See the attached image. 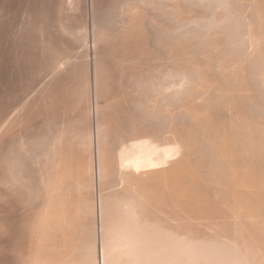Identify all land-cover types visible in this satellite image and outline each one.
I'll list each match as a JSON object with an SVG mask.
<instances>
[{"label":"bare ground","instance_id":"1","mask_svg":"<svg viewBox=\"0 0 264 264\" xmlns=\"http://www.w3.org/2000/svg\"><path fill=\"white\" fill-rule=\"evenodd\" d=\"M15 1L0 0V264H58L61 256L63 264H264V0H161L156 6L170 25L155 27L183 40L161 39L187 36L195 45L189 55L184 42L181 52L161 40L169 66L146 68L151 75H138V66L125 82L113 70L136 62L147 36L143 18L155 3L55 0L67 39L46 32L47 20L41 34L33 31L35 48L30 29L29 41L22 36L28 50L18 36L27 72L45 74L21 98L24 74L16 68L19 85L10 87L20 98L13 99L11 9L42 19L47 8L43 0ZM15 53L14 62L24 59ZM140 120L169 128L173 183L165 166L155 175L153 140L138 133L151 127ZM31 200L36 210L24 211Z\"/></svg>","mask_w":264,"mask_h":264},{"label":"rangeland","instance_id":"2","mask_svg":"<svg viewBox=\"0 0 264 264\" xmlns=\"http://www.w3.org/2000/svg\"><path fill=\"white\" fill-rule=\"evenodd\" d=\"M17 1H18V0L15 1V7L17 6ZM20 1H22V0H19V2H20ZM44 1H46V0H43V2H44ZM48 1H49V2H48ZM54 1H55V0H53V1H52V0H47V2H45V3L42 2V3H41L42 6L44 5V7L46 6V7L48 8V9L46 8V10H44L46 14H45V16L43 15L45 18L43 17L42 19H40V18L37 19L39 16H38V17H35V16H34V17H31V16H29L28 18H26V17H22V15H19V14H20L19 12L15 11V10H12L11 8L8 7L9 9H11V11H13V12L15 11V14L17 13V14H18V17H19V18H16L17 15H15V14L12 12V14L14 15V18H15V19L11 20V18H10V20H11L12 22L10 21L11 24L8 23V25L10 24V25L13 26V27L10 26V25H9L10 27L8 26V38H9V39H8V45L10 44V45L8 46V54H9V55H8V62L12 60V62H9L10 64L8 63V70H11V69H12V68L10 69V67H13V68L15 69V70H13V69L11 70V71H12V72H11V73H12V77H9V80H10V79L12 80V78H13V81L11 82V80H10V82H8V84H9V86H8V91H9V92H12V93H15V94L13 95L14 97H15V95L17 96V98H16V97L13 98V97H12V94L10 95V93L8 92V95H10V96H8V102H9V103H8V106H9L10 102H12V100H11L12 98H13V99H19V98H20V97H19L20 95H21V98L24 97V96L22 95V94H24V93H23L24 90L26 91V94H27V93H28L27 90H28L29 87H30V88H29V90H30V89L33 87L34 84H36L37 82H39L40 80L43 79V76H44V75H42V74H43V73L45 74V72L39 74V73H35L36 71H34L33 73L36 74V75H33V76H34L35 78H34L33 76H30V77H33V81H32V80L30 79V77H29L31 71H30L29 73L27 72V71H29V70H28V67L26 66L27 64H26V65L24 64L26 61H25V56H23V55H25V52H24V51L26 50V49L24 50L23 48H25V47L28 46V45H26L25 47H23L24 43H26V42H23V38L25 37L26 39H28L27 41H29L30 38H31V40L29 41V43H30V46H31V45L33 46L34 44H32L31 41H35V40H36L34 37L37 36V34H35V33H38V30H40L39 33L41 34V29H40L39 27H42L43 24L46 22V20H47V22H46V23L44 24V26L42 27L46 32H47V29H48V32H50V30H51L52 32H54V33L57 34V35L62 33V32L60 33V31H58L59 28H60V27H59V22H58V21L60 20V16H61L60 13H59V7H58V3H59V2H58V0H56L58 3H57L56 1H55V2H54ZM151 1H152V3H153V2L155 3V4H153V5H155V6L157 5L158 8H159V4L161 3V0H160V1H159V0H158V1H157V0H154V1L151 0ZM155 1H156V2H155ZM19 2H18V3H19ZM51 2H53L55 10H53L54 8H53V6H52L53 4L51 5ZM104 2H105L106 4H104ZM157 2H158V3H157ZM46 3H48V4H46ZM55 3H56L57 5H55ZM38 4H39V3H37V5H38ZM49 4H50V5H49ZM108 4H109V1H108V2H107V0L102 1V7H103V8H104L106 5H108ZM47 5L50 6V7H48ZM103 5H104V6H103ZM142 6H143V5H142ZM142 6H141V7H142ZM146 6H147V7H148V6L151 7L152 5H149V4H148V5H146ZM157 6H156V8H157ZM51 7H52L53 9H52ZM56 7H57L58 9H57ZM150 7H148V9H149V10H148V9H146V7L144 6L143 8H145L146 11H144L145 14L143 13V11H142V13H143L144 15H148L149 12L151 11V9H152L154 6H153L151 9H150ZM50 8H51V9H50ZM143 8H142L141 10H143ZM154 8H155V7H154ZM154 8L152 9L153 11L150 12V14H149L150 16L148 15V16H145L146 18H145V17L143 18V19H144V23H145V25L148 27V28H144V29H146V31H147V32L145 31V32L143 33V36H144V37L147 35L146 38H144V40H142L143 43H141V44H143L144 46H139V47H137V49H136V53H135V59H134V57H131V59H130L131 62H133L132 58H133L134 60H136V62H135L136 65H133V64H135V63H133V64L130 65V67H129V66L127 67V66H126V63L124 62L123 65L120 66V67L123 66L122 68H120V67H116V69H114L115 67H113V69H114V70H113V77L117 78V80L120 78L121 81H124V82H125V81H126V80H125L126 77L128 76V74L131 75V72H132V75H133L135 72L137 73V71H138V75H139L140 71H141L140 75H144V74L147 75L148 73L151 75L152 72H153L154 70H155L154 72H157V71L159 72V70H163L165 67H167V65L169 66V61H167L168 59H170V56H169L170 53L168 54V52H169L168 50H169V49L167 50V48L169 47V44L172 46V44L175 43V44H173V48L175 49V48L178 46L177 48H179V50H180V48H181L182 46H184L181 42H184V44H186V45L184 46V48H186V46H187V42H188V41H191V39H189V37H188L189 40H186V37H187V36H184V37H185V40L179 42V41L182 39V37L179 36V33H178V32H176V33H168V37L171 38V40H172L173 37H177V34H178V37L181 38V39L178 38V39H180L178 42L182 45L181 47H179L180 45H178L179 43L177 42L176 38H175V40H174L175 42H171V43H172V44H171V43H170L171 40H169V41L167 40V39H169V38L167 37L166 33L164 34V33L162 32V34H164V35H166V36L162 35V34L159 32L160 29L158 30V28L155 27V25L158 26V24H160V22H161L162 25H163V23H164V26H165L166 23H167L168 26H169L170 23H169V21H168V18L166 17L167 20H164V16H163V14L160 13V10H158V8H157V9L155 8V9H156V10H155ZM49 9H50V10H49ZM145 9H144V10H145ZM159 9H160V8H159ZM52 10L55 11L56 13H55V12L52 13ZM57 10H58V11H57ZM141 10H140V11H141ZM147 10H148V11H147ZM194 10H195V9H194ZM11 11H10V12H11ZM47 11H48V14H47ZM49 11H50V12H49ZM154 11H155V12H154ZM156 11H157V12H156ZM147 12H148V13H147ZM196 12H197V10H196ZM54 13H55V15H54ZM57 13H58V14H57ZM151 13H152V14H151ZM153 13H154V14H153ZM43 14H44V13H43ZM49 14H50V15H49ZM33 15H34V14H33ZM151 15H152V17H153L154 15H156V16L159 15V16H158V17L154 16L155 18L153 17V19H154L155 21H154V20H151V21H150L149 19H152ZM48 16H49V17H48ZM57 16H59V17H57ZM162 16H163V17H162ZM50 17H52V19H51ZM53 17H54V18H53ZM55 17H56V18H55ZM149 17H150V18H149ZM25 18H26V19H25ZM29 18H30V22H29V20H28ZM35 18L37 19V21H36L37 23L33 22L34 20H36ZM47 18L51 19L50 22H49V20H48ZM57 18H59V20H57ZM147 18H148V19H147ZM32 19H33V21H31ZM44 19H45V20H44ZM145 19H146V20H145ZM15 20H16L17 22L14 23L13 21H15ZM42 20L44 21V23H43ZM147 20H149L150 22H152V24H151L149 21H147ZM20 21H22V22H20ZM40 21H41V22H40ZM146 21H147V22H146ZM165 21H166V22H165ZM31 22H32V24H31ZM38 22H39V23H38ZM148 22H149L150 24H148ZM155 22H156V24H153V23H155ZM27 23H28L29 26L27 25ZM33 23H34V27H35V28L33 27ZM41 23H42V24H41ZM54 23H55V24H54ZM144 23H143V25H144ZM15 24H16V25H15ZM20 24H22L23 27H22ZM23 24H24V25H23ZM48 24H49V25H48ZM167 24H166V25H167ZM31 25H32V26H31ZM35 25H38V27L35 26ZM39 25H40V26H39ZM46 25H47V26H46ZM19 26H21V27H19ZM24 26L27 28L26 30H25V27H24ZM27 26H28V27H27ZM146 26H145V27H146ZM150 26L154 27V28H153V31H150V29L152 30V27H150ZM48 27H49V28L52 27V28L49 29ZM149 27H150V29H149ZM15 28H16L17 30H15ZM18 28L21 29V30L23 29L22 32H20V30H19ZM33 28H34V29H33ZM45 28H47V29H45ZM57 28H58V29H57ZM29 29H30V30H29ZM31 29H32V30H31ZM56 29H57V30H56ZM147 29H149V30H147ZM12 30H13V31H12ZM24 30H25V31H24ZM27 30H29V31H28L29 33H32L31 36H30V34H29L30 38H29V36H28V38H27V35L24 36L25 34H28V33H25ZM35 30H36V32L33 33V31H35ZM157 30H158V32H157V33L155 32V33L157 34V35H156L157 37H160L161 35L164 36V37H167V39L165 38L166 40L164 39V41H163L162 39H163L164 37L162 38V36H161V37L159 38L160 40H159V42H158L159 45H158L157 42L155 41V38H156V37H155V35H154V34H155L154 31H157ZM184 30H185V29H184ZM184 30H183V32H184ZM15 31H16V32H15ZM57 31H58V33H56ZM149 31H150L151 33L153 32L154 34L151 35V33H150V35H149ZM23 32H24V33H23ZM195 32H198V31H195ZM11 33H12V34H11ZM17 33H18V34H17ZM19 33H20L21 35H19ZM159 33H160L161 35H158ZM40 34H39V36H40ZM88 34H89V33H88ZM145 34H146V35H145ZM33 35H34V36H33ZM35 35H36V36H35ZM45 35H46V34H44V37H45ZM61 35H62V34H61ZM61 35H59V37H60ZM148 35H149L150 38L148 37ZM170 35H171V36H170ZM186 35H187V33H186ZM18 36H21V37H19V39H22L21 42H23V44H22V47H23V48L21 47V48L24 50L23 52H21V51H22V49L20 48L21 42L19 43L20 40L18 39ZM22 36H23V38H22ZM39 36H37V40H38ZM63 36H65V35L63 34L60 38H62ZM90 36H91V33H90ZM151 36L154 37V38H152ZM25 38H24V40L26 41ZM64 38L67 39V36L63 37L62 39H64ZM148 38H149L150 40H149ZM151 38H152V41H151ZM161 38H162V39H161ZM32 39H33V40H32ZM34 39H35V40H34ZM66 39H65V40H66ZM68 39H69V38H68ZM90 39H91V37H90ZM145 39H146V40L148 39L149 41H148V40L146 41ZM18 40H19V41H18ZM156 40H157V38H156ZM161 40H162V42H165V41H166V43H167V41L169 42V44H165V43H164V47H165V45H166V48H164V47L162 46L163 43L161 44V46H162V48H161V46H160ZM182 40H183V39H182ZM222 40H223V38H222ZM16 41H18V43H19L20 45H15V46H14V43H15V44L17 43ZM66 41H69V40H66ZM150 41H151V42H150ZM185 41H186V42H185ZM145 42H148V43L146 44ZM200 42H201V40H200ZM177 43H178V44H177ZM190 43H191V42H190ZM190 43H189V44H190ZM194 43H196V42L193 41V44H194ZM26 44H27V43H26ZM90 44H91V41H90ZM145 44H146V45H145ZM155 44H156V45H155ZM147 45H148V46H147ZM154 45H155L154 48H156V50L152 48ZM174 45H175V46L177 45V46L175 47ZM191 45H192V44H191ZM191 45H190V47L187 46L188 49L186 48V49H187L186 51L183 49V50L185 51V52H183V53H186V52H187L189 49H191L195 44H194L193 46H191ZM13 46H14V47H13ZM18 46H19V47H18ZM30 46H29L28 48L26 47L27 50H28L29 48L32 47V46H31V47H30ZM145 46H146V47H145ZM149 46H152V47H149ZM158 46H160V47H158ZM167 46H168V47H167ZM11 47H12L14 50H13ZM17 47L20 48L21 51H20ZM35 47H36V46L34 45V48H35ZM15 48H16L18 51H17ZM146 48H147V49H146ZM151 48L153 49V51H149V50H152ZM163 48H164V50H163ZM9 49H10V50H9ZM79 49H81V48H79ZM175 50H176V49H175ZM179 50H178V51H179ZM12 51H14V52H12ZM15 51L18 53V55L23 54V55H21V56H22V58H24V59H19V58H18L19 60L15 61V62H17V64H15V62H14V60L17 59V58H15V59L13 58V59H12V56H13V57L15 56V55H14ZM154 51H155V52H154ZM178 51H175L174 54H176V52H177L178 54L181 53V52H182V48H181V50H180L181 52H178ZM11 52H12V53H11ZM189 52H190V51H188L187 54H189ZM151 53H153V54H152V57H151ZM10 54H11V55H10ZM15 54H16V53H15ZM187 54H186V55H187ZM16 55H17V54H16ZM170 55L172 56V54H170ZM179 55H181V54H179ZM179 55L176 54L175 56L178 57ZM184 55H185V54H183V56H184ZM186 55H185V56H186ZM189 55H190V54H189ZM21 56H20V57H21ZM183 56H180V57L183 58ZM187 56H188V55H187ZM17 57H18V56H17ZM173 57H174V56H173ZM180 57H179V58H180ZM9 58H10L11 60H10ZM167 58H168V59H167ZM20 60H21V61H20ZM130 60H128L127 62H129ZM18 61H20L21 64H20V62H18ZM24 61H25V62H24ZM22 62H23V64H22ZM131 62H130V63H131ZM166 62H167L168 64H166ZM11 63H12V64L14 63L15 66H14V65L11 66ZM26 63H28V62H26ZM161 63H162V65H161ZM18 64H20V65H18ZM39 64H40V62H39ZM152 64H153V65H152ZM157 64H158L159 66H158ZM16 65H18V66L16 67ZM124 65H125V66H124ZM127 65H129V64L127 63ZM132 65H133V66H132ZM22 66H26L25 68H26L27 70H26L24 67H22ZM138 66H141V67H138ZM19 67H21V70H20V71H22V72L19 71V69H20ZM131 67H133V68L131 69ZM137 67H138L139 69H138ZM151 67H152V68L155 67L156 69H157V68H158V69L156 70L155 68H153L154 70L151 72V71H149V70H152ZM159 67H160V68H159ZM16 68L18 69V71H19V73H20L21 75L24 74V75H23L24 77H26V76L28 77V79L26 78V80H27V82H26L25 78H23V76H21V77H22V80L24 79L23 81L21 80V81H22L21 83H24V81H25V83H24L25 85L23 86L24 88L21 86V83H20V82H19L20 85L17 83V82L19 81L20 77H19V73H18V71L16 70ZM22 68H24V69H22ZM119 68H120L121 72H120V70H119V71L117 70V69H119ZM124 68H125V69H124ZM127 68H128V69H127ZM140 68H142V69H144V70H142V69H140ZM146 68H148L149 70L146 69ZM162 68H163V69H162ZM129 69H130V70H129ZM137 69H138V70H137ZM24 70H25L26 73L24 72ZM116 70H117L119 73H121V74H119ZM123 70H124L125 72H124ZM131 70H133V71L135 70V72H133V71H131ZM136 70H137V71H136ZM146 70H147V71H146ZM14 71H15L16 73H15ZM114 71H116V73L118 74V76H117V74H115V76H114ZM127 71H130V73L128 72V74H126ZM38 72H39V71H38ZM123 72L125 73V76H124V73H123ZM144 72H146V73H144ZM150 72H151V73H150ZM154 72H153V73H154ZM22 73H23V74H22ZM33 73H31V75H32ZM143 73H144V74H143ZM15 74H16V75H15ZM13 75L16 76V77H17V75H18V78H14ZM38 75H40V76L38 77ZM121 75H122V76H121ZM135 75H136V74H135ZM36 76H37V77H36ZM116 76H117V77H116ZM119 76H121V77H119ZM148 76H149V75H148ZM148 76H147V77H148ZM123 77H125V78H123ZM38 78H39V79H38ZM83 78H84V77H83ZM15 79H16L17 82H15ZM17 79H18V80H17ZM29 79H30L31 82H29ZM34 79H36V81H35ZM84 79H85V78H84ZM120 79H119V80H120ZM70 80L73 81L72 83H75V82H74L75 79H70ZM70 80H69V81H70ZM34 81H35V82H34ZM69 81H68V82H69ZM71 81H70V82H71ZM14 82H15V84H14ZM114 82H115V81H114ZM11 83L14 84V86H13V84L11 85V87L13 86L12 88H14V87H16V86H18V85H19L20 87H22V88L19 89V86H18V90H19V92H20V95H19V93H17L18 91H17L16 89H15V90H16L17 92H16L14 89H12V88L10 87V84H11ZM16 83H17V84H16ZM27 83H28V84L30 83V85L33 83V85H31L32 87H31L30 85H28ZM122 83H123V82H122ZM69 84H70V83H69ZM26 85H27V86H26ZM72 85H74V84H72ZM72 85H71V86H72ZM71 86H70V88H71ZM9 87H10V88H9ZM122 87H123V88H122ZM122 87H121L122 90H124V89L127 88L126 85H125V83H123ZM26 88H27V89H26ZM68 88H69V86L67 87V89L65 88V90H64V91H65V94H68V93H69V91L67 92ZM10 89H11V91H10ZM21 89H22V90H21ZM23 89H24V90H23ZM12 90H13V91H12ZM122 90H121V91H122ZM139 90H140V89H139ZM21 91H22V92H21ZM121 91H120V92H121ZM136 91H138V90H136ZM140 91H141V90H140ZM140 91H138V92H140ZM66 92H67V93H66ZM122 92H123V91H122ZM138 92H136V93H138ZM71 93H72V92H71V90H70V93H69V94H71ZM17 94H18V95H17ZM18 97H19V98H18ZM9 98H10V99H9ZM110 99H111L110 96H109V97L105 96V97H103V100H101V101H104L105 105H107L109 102H111ZM120 99H121V97H120ZM122 99H123V98H122ZM10 100H11V101H10ZM12 103H13V102H12ZM92 116H93V115H92ZM142 119H143V118L141 117V120H142ZM38 120H40V119H38ZM38 120L36 119V120H34V121L37 122ZM141 120H140V123L143 125V124H144L143 122H145V121L142 120L143 122H141ZM144 120H145V119H144ZM34 121H33V122H34ZM41 121H42V120H40V122H38L40 126H35L36 124H34V123H35V122H34V123L32 124V129L34 128V126H35L36 128H37V127H42V125H41L42 122H41ZM146 122H147V121H146ZM146 122H145V123H146ZM140 123H139L138 125H141ZM151 123H152V122H151ZM151 123L149 122L150 125L148 124L151 128H149V127H145V129H147V130H145L144 128L142 129V128H140V126H139V128H140V132H138V133H140V137H141L143 140H144L145 138H147V137H150V138L153 140L151 154L154 156V161H153L154 166H153V169H154V168L156 169V170L154 169V170H155V172H154L155 175L159 178V175L162 174V171H163L164 166H165V168H166V182H167L168 184H169V182H170V183H173V179L171 178V175H172V168H171V173H170V161H169V152H170L171 147H170V145L168 144V141H167V140H168V139H167V137H168L167 135H168V132H169V131H168L169 128L167 127V128L164 129L162 126H160V124H159L158 122H156V120L153 122V125H152ZM93 124H94V123H93ZM33 125H34V126H33ZM148 125L144 124V126H148ZM151 125H152V126H151ZM141 127H142V126H141ZM152 127H153V128H152ZM139 128H138V126H137V129H139ZM163 130H165L164 133H166V134H165L166 136L164 135ZM137 131H138V130H137ZM25 133H27V132H25ZM25 133H24V134H25ZM163 135L165 136V139H164V137H162ZM169 136H170V135H169ZM11 137H15V136H10V138H11ZM15 138H16V137H15ZM8 139H9V137H8ZM9 140H10V139H9ZM13 140H14V138H13ZM13 140H11V141H13ZM8 143H9V142H8ZM10 145H11V144H10ZM94 150H95V146H93V156H92V169H93V172H94V182H93V190H92V191H93L94 204H96V201H97V198H98V190H97L96 174H95L96 154H95V151H94ZM155 160H156V162H155ZM27 171H28L29 173L32 172L31 175H34V176H35V172L33 171V169H32V170L30 169L31 172H30L29 170H27ZM27 171H26V172H27ZM26 172H25V174H26ZM28 172H27V173H28ZM29 173H28V174H29ZM162 182H163V180H162ZM156 193H158L159 196L161 195V192H160V191H157V190H156ZM36 201H37V199H36ZM36 201H35V200H34V201L31 200V203H34V204H33L34 207H33L32 204H31V205H23V209H24V211H25V210H28V209L36 210V208H35V205L37 204ZM28 213H29V212H28ZM28 213L26 214V216L28 215ZM26 250H27V247H26ZM56 254H57V253H56ZM59 255H60V254H59ZM57 256H58V255H56L55 257H57ZM58 257H60V256H58ZM61 258H62V256H61ZM61 258H60L59 260H61L62 262L59 261L58 258H56L55 261H57V263H58V262H61V263L63 264V261H64V260H62ZM55 261H54V262H55ZM55 263H56V262H55ZM61 263H58V264H61Z\"/></svg>","mask_w":264,"mask_h":264}]
</instances>
